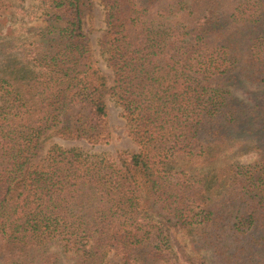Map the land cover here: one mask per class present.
I'll return each instance as SVG.
<instances>
[{
    "label": "trees",
    "instance_id": "1",
    "mask_svg": "<svg viewBox=\"0 0 264 264\" xmlns=\"http://www.w3.org/2000/svg\"><path fill=\"white\" fill-rule=\"evenodd\" d=\"M41 3L4 30L0 0V264H264V0H103L112 80L87 1ZM109 101L135 150L35 160L109 144Z\"/></svg>",
    "mask_w": 264,
    "mask_h": 264
},
{
    "label": "rangeland",
    "instance_id": "2",
    "mask_svg": "<svg viewBox=\"0 0 264 264\" xmlns=\"http://www.w3.org/2000/svg\"><path fill=\"white\" fill-rule=\"evenodd\" d=\"M16 6L14 16L7 17L4 23V30L9 25L13 26H28L31 24H43V20L46 18L43 16L44 10L41 0H12ZM85 16H84V30L91 39L93 47V60L97 66H100L110 80H112V69L107 64V53H105V34L108 26L106 23V9L103 0H86ZM52 19L49 18L48 23H51ZM249 89L255 90L256 87L248 84ZM110 107V125L113 130L111 142L103 145H92L84 140H70L62 138L58 135L51 134L43 139L42 148L39 154L35 158L38 160L45 157L48 150L54 146L59 145L65 148H78L95 154H110L118 155L122 151L129 149L135 150L137 148L135 142L129 136L126 127L125 120L121 116L120 108L113 101H109ZM242 142H246L243 140ZM250 142V141H249ZM248 144V143H246ZM257 158V152L252 149L250 145L241 149V146L236 143L231 144L223 150L220 155V159L216 162L218 166H224L234 161H240L244 164L253 163ZM205 170L209 169V166L204 167ZM209 264H222L216 257L208 255ZM116 261V259H114Z\"/></svg>",
    "mask_w": 264,
    "mask_h": 264
}]
</instances>
